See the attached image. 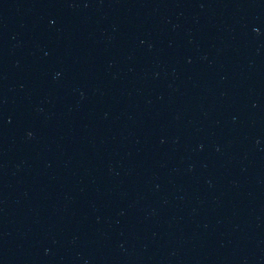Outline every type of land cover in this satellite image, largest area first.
Segmentation results:
<instances>
[{
    "label": "water",
    "instance_id": "water-1",
    "mask_svg": "<svg viewBox=\"0 0 264 264\" xmlns=\"http://www.w3.org/2000/svg\"><path fill=\"white\" fill-rule=\"evenodd\" d=\"M0 264H264V0H0Z\"/></svg>",
    "mask_w": 264,
    "mask_h": 264
}]
</instances>
